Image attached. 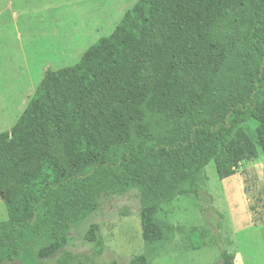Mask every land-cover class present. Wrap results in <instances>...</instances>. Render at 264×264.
Listing matches in <instances>:
<instances>
[{
  "label": "trees",
  "instance_id": "16d2710c",
  "mask_svg": "<svg viewBox=\"0 0 264 264\" xmlns=\"http://www.w3.org/2000/svg\"><path fill=\"white\" fill-rule=\"evenodd\" d=\"M260 155L264 0H139L78 63L47 70L0 133V264L65 253L73 225L132 190L143 241L160 242L163 204L199 196L209 164L226 180ZM201 238L190 235L194 251ZM83 239L103 254L98 223Z\"/></svg>",
  "mask_w": 264,
  "mask_h": 264
},
{
  "label": "rangeland",
  "instance_id": "374dc122",
  "mask_svg": "<svg viewBox=\"0 0 264 264\" xmlns=\"http://www.w3.org/2000/svg\"><path fill=\"white\" fill-rule=\"evenodd\" d=\"M138 1L0 0V133L14 126L47 70L78 63ZM204 175L199 196L183 195L160 207L164 240L143 241L140 195L132 190L102 199L96 212L72 226L65 253L42 264H128L139 255L150 264H220L222 249L237 264H264V156L243 163L226 180L217 177L213 163ZM5 220L0 192V222ZM92 223L100 225L101 256L83 239ZM195 231L203 245L196 251L190 240Z\"/></svg>",
  "mask_w": 264,
  "mask_h": 264
},
{
  "label": "crops",
  "instance_id": "0c3cea01",
  "mask_svg": "<svg viewBox=\"0 0 264 264\" xmlns=\"http://www.w3.org/2000/svg\"><path fill=\"white\" fill-rule=\"evenodd\" d=\"M235 260H236V258H235Z\"/></svg>",
  "mask_w": 264,
  "mask_h": 264
}]
</instances>
